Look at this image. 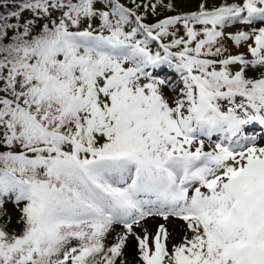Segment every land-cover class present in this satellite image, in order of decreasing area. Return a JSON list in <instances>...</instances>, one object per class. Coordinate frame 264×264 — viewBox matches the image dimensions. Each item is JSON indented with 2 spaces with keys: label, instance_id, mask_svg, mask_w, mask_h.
I'll use <instances>...</instances> for the list:
<instances>
[{
  "label": "snow or ice",
  "instance_id": "6c2138e0",
  "mask_svg": "<svg viewBox=\"0 0 264 264\" xmlns=\"http://www.w3.org/2000/svg\"><path fill=\"white\" fill-rule=\"evenodd\" d=\"M0 264H264V0H0Z\"/></svg>",
  "mask_w": 264,
  "mask_h": 264
}]
</instances>
